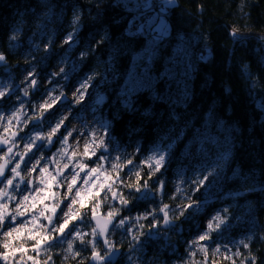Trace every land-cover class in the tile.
<instances>
[{"label":"trees","instance_id":"trees-1","mask_svg":"<svg viewBox=\"0 0 264 264\" xmlns=\"http://www.w3.org/2000/svg\"><path fill=\"white\" fill-rule=\"evenodd\" d=\"M174 2L164 13L169 34L153 38L147 47L150 34H144L143 17L119 0H0V53L10 73L21 72L14 62L31 56L35 70L47 74L54 56L65 52L78 65L71 80L95 77L93 90L104 95L99 111L108 119L117 147L139 148L138 159L156 145H170L165 167L153 177L164 181L162 203L173 209L195 201L199 211L189 209L176 219L181 232L172 228L167 239L160 229L148 235L147 220L139 221L144 229L131 226L132 233H146L140 242L112 229L108 240L121 249L113 264H187L188 240L195 227L204 228L206 217L224 214V209L228 226L212 233L215 239L208 243L226 244L264 264V0ZM77 13L81 19L76 42L53 51L51 46L46 52L49 40L56 43L73 31ZM81 52L87 53L83 59ZM1 75L8 73L0 69ZM90 89L83 108L94 100ZM12 104L2 101L0 108L7 110ZM211 168L215 175L199 190L189 181L185 194L171 199L173 179L189 178L194 171L199 179ZM128 199L123 216H140L162 206L155 192L150 199ZM241 240L249 248H243ZM76 248L81 251L77 260L87 264L90 246L76 242ZM98 250L102 252L100 244ZM58 257L53 256L55 264H77Z\"/></svg>","mask_w":264,"mask_h":264},{"label":"snow or ice","instance_id":"snow-or-ice-1","mask_svg":"<svg viewBox=\"0 0 264 264\" xmlns=\"http://www.w3.org/2000/svg\"><path fill=\"white\" fill-rule=\"evenodd\" d=\"M80 19L78 13L74 15L73 31L65 36L64 45L71 47L76 42ZM232 35L236 36L237 32L234 31ZM11 39L16 40V35H13ZM51 44L52 41L49 40L45 46L46 52ZM86 55L87 53L81 52V59ZM67 62L66 58L61 60V63ZM0 63H6V56L3 53H0ZM57 77L68 79V73L64 67H60L58 72H52L47 78L51 88L46 90L41 103L28 104L17 95L18 106L8 114L0 111V146H3L0 147V161H3L0 162V249H2L0 261L4 264H29V262L31 264H54L51 253L58 240L61 244L66 243L67 245L63 249L67 253L66 260L69 258L77 260L81 256V252L76 248V242L79 241L80 244L91 247L89 259L102 261L105 257L101 255L97 247L99 239H103V244L108 249L106 255L110 259L116 246L107 239L110 232L109 226L111 229H123L131 234L133 241L140 242V236L146 233L144 231L138 234L132 233L128 221L147 220V234L152 235L153 230L159 229L161 224L172 226L176 219L185 216L186 211L194 206L197 210L199 208V203L192 201L177 205L179 212H175L169 204L162 203L165 192L164 181L157 177L154 186L150 181L165 167L166 156L164 154L154 152L142 160L139 165H134L132 158H125L121 162V157L117 156L110 162L111 171L109 172L105 168L109 157L104 154L108 150L106 126H103L105 131L99 134L96 130L84 133L76 128L69 129L66 123L69 116L61 115L54 124H50L46 132L33 131L31 134L25 132V129L41 128L42 122L47 118L45 114L50 115L57 105L68 99L59 82L53 83ZM94 78L90 75L78 85L73 97L76 103L84 99ZM22 83L25 85L21 89L24 97H30L32 91L40 87L34 68L27 72ZM58 88L60 91L56 94ZM12 91L13 89L7 85L0 86V101L8 99ZM28 109L35 114H30ZM68 111L70 112V109ZM22 132L24 135H21ZM70 139L74 141V144L69 143ZM81 139L84 140L82 154L78 152ZM56 143L61 144L62 147L58 148L52 156L46 157L42 150L48 146H55ZM14 149L20 150L14 151ZM139 152L140 149L137 148L132 155L135 156ZM81 155L93 161L95 166H90L83 159H76ZM64 157H67L69 162H75L64 163L61 167L60 159ZM45 160L48 163H42ZM52 165L55 167H51ZM145 168L147 172L144 171ZM66 170L68 175H65ZM205 171L206 175L192 181L196 185L195 190H199V187L203 186L209 177L215 175V168ZM81 173H84L83 177ZM33 174L36 176L33 177ZM100 175L105 176V181L97 185L92 177L95 176L98 180ZM54 184L64 189L62 195L52 191ZM21 185L24 187L22 188ZM84 185L88 187L84 188ZM123 188L141 193L139 198H147L143 194L154 191L161 196L162 206L133 218L121 215L120 208L110 205L103 221L97 219V209L109 199L118 201L124 208L128 207L131 201L124 195ZM85 192L87 198L94 202L85 204V196L82 194ZM185 192V189L177 186L175 195L171 199ZM41 193L44 195H39ZM238 195H243V193H238ZM50 198L55 202L45 203ZM187 199L191 201L190 194H187ZM38 204L42 207L37 214ZM77 204L79 208L76 207ZM86 207L88 211H82ZM223 212L224 214L218 213L214 216L206 225V230L191 242L187 264H225V262L226 264H238V261L239 264H256L254 256L245 255L239 249L233 251L226 244L210 247L205 243L215 239L212 233L221 231L222 226H228L226 216L228 210L224 209ZM29 215L31 219H25ZM86 217L96 221V226L91 227L88 233L78 230L75 223L84 221ZM41 218L46 223L41 222ZM137 227L144 229L145 225L137 223ZM86 237L91 238L86 239ZM239 244L243 248H249V243L244 240H241ZM30 252L32 254H29ZM41 252L45 254L44 257H41ZM198 254L202 255L199 260H196L195 257ZM77 264H84V261L77 260Z\"/></svg>","mask_w":264,"mask_h":264},{"label":"rangeland","instance_id":"rangeland-1","mask_svg":"<svg viewBox=\"0 0 264 264\" xmlns=\"http://www.w3.org/2000/svg\"><path fill=\"white\" fill-rule=\"evenodd\" d=\"M119 1H121L122 4L128 10L134 11L137 14H139L140 16L143 17L144 21L143 20L142 21L144 23V28H145L144 34L145 35L150 34L149 36H147L148 37V40H147L148 45H147V47H149L151 45V43L153 42V38L157 39V38H160V37H163V36H167L169 34L170 28H169V24L167 23L166 19L164 18V13H165L166 9L169 6L174 5V3H175L174 0H119ZM153 7L154 8L156 7L155 9H157V10L154 9L155 11H153ZM140 8H142V10ZM132 28L134 29L135 26H132ZM69 32H71V31H68L64 35H62V37L60 38V40L58 42H56V43L53 42V44H51V46H52L51 50L52 51L55 50L56 47L63 45L64 38ZM56 40L57 39L55 38V41ZM36 45H39V44L37 43ZM142 52L143 51H141L139 53H136L134 55V57H133V61H136L140 57V54ZM65 58L67 59L68 62L67 63H61V60L65 59ZM31 60H32L31 56L30 57L26 56V58H24V59H22L20 61L14 62V65H16V66L19 65L18 68L21 69V72H19V70H17V71H15V73H10L11 72V68L8 65H5L1 69L2 71L7 72L8 75L5 76V77H3L2 75L0 76V86L7 85V86H9V87H11L13 89V92H12V94L10 96V99L14 102V104L11 105L10 109L7 110L5 112V114L10 113L11 110L14 107L18 106V101L16 100V96L17 95L20 96L21 100L25 101L28 104L37 105V104L41 103L42 102V98L44 97V95L46 93V90L51 88V85H49L48 82H47V78L50 76V74L52 72H54V71L58 72L60 67H64L65 68V71L68 73V79L64 80V79H62L60 77H57L56 80L53 81V83L55 84L57 81L59 82V85L62 86V90L66 94L68 99L65 100L64 102H62L61 104L57 105L56 108H54L51 111L50 115L47 114V113L45 114L47 118L42 122L43 126L41 128L25 129V132H27L28 134H31L33 131H44V132H46L49 129L50 124H54L56 122V120L61 115H67V116H69V120L66 121V123L68 124L69 129L76 128L79 131L84 132V133H88V132H90L92 130H96L97 133L99 134L100 132L105 131V128L103 126H106V131H107L106 140L108 142V150L105 151L104 154L109 157V162L105 163V168L108 169L109 172L111 171L110 162L112 160H114L115 157H117V156L121 157V162L125 158H132L134 160V165H139L142 160H144L146 157L152 155L154 152H156V154H164L166 156V158H167V156L169 154L170 145H165V146L156 145L146 155H144L142 157H139L138 159H135V156L132 155L135 152V149L123 150V149H121V148H119V147H117L115 145L114 140L110 136V133H109V126H110L109 121L99 111V106L102 103V101L104 100V95L101 94L98 91L95 92V89L93 90V86H92L93 80L91 81V87L90 88H92V92H91L90 97H93L94 100L92 101L91 105L89 107L83 108L82 107V102L83 101H81L80 103H76L75 102V100L73 98L75 90L78 87V85L83 80H85V78L88 77V76H84V77H82L79 80H71L72 79V75L76 72V70L78 68V65H77L76 59L74 60L72 58H69L68 55L65 52H63V54H58V55L54 56V58L52 59L53 62H52L51 68L49 69L47 74L38 73L35 70L36 73H37V79L39 81L40 87L37 90L32 91L30 97H24L23 94H22L21 89L23 87H25V85L22 83V81H24V77H25V75L27 74L28 71H31L33 68L35 69V64ZM29 61H30V63H29ZM16 72H19V73H16ZM65 84H66V86H65ZM90 88L87 90V92L91 90ZM59 91H60V89L58 88L56 94H59ZM86 94H85V96H86ZM79 106L81 107V109H79L80 111L75 110ZM68 109H70V112L68 111ZM28 111L32 115L35 114L30 109H28ZM26 138L27 137H25V139ZM69 143L70 144H74V141H72L70 139ZM83 143H84V140L81 139V143H80V146L78 148V152L80 154L83 153ZM21 147H22V145H21ZM61 147H62L61 144L56 143L55 146L50 151L44 152L43 154L46 157L52 156V154L56 153V150L58 148H61ZM42 151H44V149ZM69 152H71V149H69ZM57 158L59 159V156H57ZM76 159H83V161L85 163H88L90 166H95L93 161L82 157V155L78 156ZM74 162L75 161L69 162L67 160V157H64L63 159H60V166L62 167L64 163H70L71 164V163H74ZM42 163H48V161L45 160V161H42ZM51 167H55V165H52ZM77 171H78V169H77ZM125 171H127V169H125ZM68 174L69 173L66 170L65 171V175H68ZM34 175L36 176V174H34ZM121 175H123V173H121ZM83 176H84V173H81V177H83ZM198 177H199V175L197 174V171H194V172L190 173L189 174V178H184L181 175L177 176L175 179L172 180V186H173V188L175 190H176L177 186H179L181 188H185L189 184V181L192 182L194 180H197ZM60 179H62V178H60ZM92 179L96 180V183L98 185L99 183L105 181V176L104 175H100L98 180L94 176V177H92ZM34 183H36V181H34ZM155 183H156V180L154 178L152 184L155 185ZM79 186L80 185H78V187ZM41 187H43V186L41 185ZM83 187L87 188L88 185H84ZM125 190H126V188L122 189L124 195L127 198L130 197V196H133V195H136V197L139 198L142 195L141 193H136L135 191H132V190H129V189H127L126 191ZM52 191L61 193V195H62L63 192H64V189L61 188V187H58V186H56L54 184ZM148 193L149 192H146L143 195H145L147 197ZM25 194H27V193H25ZM82 194L85 196V204L86 205L94 202V201H90L87 198V193L86 192L82 193ZM39 195L42 196L44 194L41 193ZM153 195H154V191L151 192V197ZM141 199L145 200L146 198H141ZM54 202L55 201H53L51 198L49 200L45 201V203H47V204H51V203H54ZM110 205L112 207H114V208H120V210L128 208V207L124 208L122 205L119 204L118 201H114V200L109 199V201L103 203L101 205V207H99L97 209V213H101L102 215L105 216L107 211L109 210V206ZM41 207H42V205L38 204V206H37V214H38V212H39ZM76 207L79 208V204H77ZM199 208H200V204H199ZM199 208L197 210V208L194 206L191 210L193 212H195V211H199ZM172 210L175 211V212H179V208L178 207H175ZM82 211H88V208L86 207ZM132 214H134V215H132V216H127L126 215L125 217H133V218H135V217L139 216V214L137 212H134ZM216 215L217 214L210 215V216L206 217V219L204 220V228L198 229V228L195 227L196 233L189 238V240H188V244L189 245L191 244V242L193 240H196L198 238V236L200 234H202L206 230V225ZM25 219H29L30 220L31 219V215H29L28 217H25ZM131 221H132L131 222V226L132 227L137 225V221H135V220H131ZM41 222L46 223V221H43V218H41ZM88 222H89V217H86L84 221L75 222V223H76V227H77L78 230H80L82 232H85V233H88V232L91 231V228L88 226V224H89ZM138 223H139V221H138ZM193 224L195 226H197L199 223L193 222ZM117 230H121L122 231L123 229H121V228L113 229V231H117ZM160 233H162V232L159 231L158 235H160ZM168 234H169L168 232L164 231L163 232V235H164L163 237L167 239ZM88 238H91V237H86V239H88ZM77 242L79 243V241H77ZM208 242H210V241H207L205 243L208 246H210V247L217 246L216 244L213 245V244H209ZM79 245H80V247L82 246V244H80V243H79ZM66 247H67L66 243L65 244H61L60 241L58 240L56 242V246H54V248L52 249V253H51L52 256H54V255L58 256L59 255L58 260L62 261V259H65L66 255H67V253H65L63 251V249H65ZM78 250L80 251V249H78ZM0 251H2V249H0ZM29 254H32V253L30 252ZM44 255L45 254L43 252H41V257H44ZM53 262H54V259H53ZM0 264H4V262L0 261ZM29 264H31V262H29ZM54 264H55V262H54ZM58 264H59V262H58Z\"/></svg>","mask_w":264,"mask_h":264},{"label":"water","instance_id":"water-1","mask_svg":"<svg viewBox=\"0 0 264 264\" xmlns=\"http://www.w3.org/2000/svg\"><path fill=\"white\" fill-rule=\"evenodd\" d=\"M6 63H0V67L6 65ZM51 147L52 146L45 147V150L46 151H49L51 149ZM149 198H151V192L148 193L147 199H149ZM104 217L105 216L102 215L101 213H97V219H100L101 221H103ZM90 221H91L93 227H95L96 226V221L95 220H91V219H90ZM176 222L177 221L175 220L172 226H175L176 225ZM172 226H164L163 224H161L160 228L163 229V230H166V229H168L169 227H172ZM109 227H110V230H111V226H109ZM178 232H180V229L178 230ZM99 241L101 242V244H102L103 247H106V245L103 244V239H99ZM120 253H121V249L120 248L116 249L113 252V254L111 255V258L110 259L106 255V253H105V254L102 255V256L105 257L104 260H102V261H97V260H91V259H89V257L91 256V254H90L88 256L87 264H103V263H108V262L112 264V263H114V262L117 261V259L120 256Z\"/></svg>","mask_w":264,"mask_h":264},{"label":"flooded vegetation","instance_id":"flooded-vegetation-1","mask_svg":"<svg viewBox=\"0 0 264 264\" xmlns=\"http://www.w3.org/2000/svg\"><path fill=\"white\" fill-rule=\"evenodd\" d=\"M13 92V91H12ZM11 99H10V97L8 98V99H6V100H4V101H6V102H8V101H10ZM3 101V102H4ZM0 103H2V101H0ZM7 110H9V109H7ZM7 110H3L2 108H0V111H2V112H6ZM21 135H24V133L22 132L21 133ZM18 143H19V141H18ZM0 147H3V146H0ZM54 146H52L51 147V149L53 148ZM50 149V150H51ZM19 149H14V151H18ZM49 150V151H50ZM44 152H48V151H46L45 150V148H44V151H43V153ZM0 162H3V161H0ZM13 163H15V161H13ZM9 167H11V165L9 166ZM33 177H35V175L33 174ZM35 181V180H34ZM21 187L23 188L24 187V185H21ZM17 195H19V193H17ZM89 222H90V218H89ZM107 239H108V236H107ZM112 242V241H111ZM99 244L102 246V244H101V242L99 241ZM116 249H118V247H116ZM90 250H91V247H90ZM97 250H98V247H97ZM99 251V250H98ZM100 252V251H99ZM108 252V249H107V246L106 247H103L102 246V252H100L101 253V255H103V254H105V253H107ZM115 263V262H114ZM104 264H111V263H104ZM113 264V263H112Z\"/></svg>","mask_w":264,"mask_h":264}]
</instances>
